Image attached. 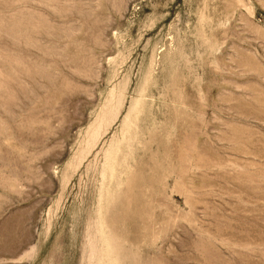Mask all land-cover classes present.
Listing matches in <instances>:
<instances>
[{
    "label": "rangeland",
    "instance_id": "obj_1",
    "mask_svg": "<svg viewBox=\"0 0 264 264\" xmlns=\"http://www.w3.org/2000/svg\"><path fill=\"white\" fill-rule=\"evenodd\" d=\"M0 264H264V0H0Z\"/></svg>",
    "mask_w": 264,
    "mask_h": 264
}]
</instances>
